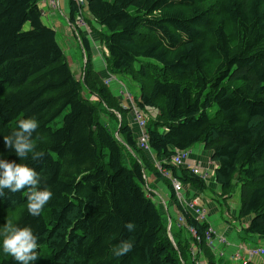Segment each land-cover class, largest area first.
Returning a JSON list of instances; mask_svg holds the SVG:
<instances>
[{
  "label": "trees",
  "instance_id": "16d2710c",
  "mask_svg": "<svg viewBox=\"0 0 264 264\" xmlns=\"http://www.w3.org/2000/svg\"><path fill=\"white\" fill-rule=\"evenodd\" d=\"M38 3L0 0V130L7 135L25 116L39 120L43 155L26 162L53 195L33 217L26 192L6 191L0 233L31 227L39 237L35 264H216L209 223L180 204L167 181H179L187 199L209 187L187 165L171 163L199 143L216 165L220 198L239 186L235 218L246 220V234L264 238V0H68L73 29L84 11L90 17L84 23L104 45L107 72L142 80L132 108L92 68L85 35V68L75 76ZM133 107L156 114L145 116L148 150L127 119ZM0 155L18 160L2 137ZM148 170L168 175L184 220L172 219L175 229L149 191ZM127 222L135 224L131 233ZM121 240L133 247L114 257ZM0 264L15 262L0 251Z\"/></svg>",
  "mask_w": 264,
  "mask_h": 264
},
{
  "label": "rangeland",
  "instance_id": "374dc122",
  "mask_svg": "<svg viewBox=\"0 0 264 264\" xmlns=\"http://www.w3.org/2000/svg\"><path fill=\"white\" fill-rule=\"evenodd\" d=\"M51 7L52 8L48 9V10L45 9V11L47 10L45 13L47 18L42 15L41 20L45 25L50 26L51 28H53L55 30L56 40H57L59 46L61 47V49L63 50V53L65 55L67 62L72 66V69H74L75 76L78 78H81L83 71H84V68H85L84 64H85V60H86V58H85L86 55H85V52H83L82 45L79 41V38L81 36L85 35V37L89 41L90 48H91L90 64H91L93 69L95 67V68H97V70H99L100 74L102 75L101 76L102 83L107 85L109 87V89L111 90V92H113V94L122 95V96H118V98L123 99V100H121V102H128L132 99V96H136L138 93V86L143 85L142 80L140 78L135 77V76L132 77L131 75H119V74L111 75L107 72L108 68H107V60H106V51H104L103 44L101 43L99 37H97L94 33H92L90 27L84 23V21H85L84 18L90 19V17L87 16L86 11L83 12V14L81 15L82 17L80 16L79 20L75 21V23H74V25L76 27V30H75L72 28V26L68 22V18H69L68 0H59V4L57 3V6L51 4ZM88 23L90 24V26L92 28H100L101 30L105 31V29L101 28L99 25L92 23L91 20H88ZM25 27H28V24H26ZM77 63L79 64L78 68H76ZM75 68H76V70H75ZM101 70H104V73H102ZM108 78H110V80H107ZM120 89H122V90L125 89L126 90V91L124 90L125 93H127L129 96H124V94L121 93ZM127 104H129V106L132 108V101H131V103L128 102ZM143 115H145L146 117L148 116V118H150V117H154L156 114L149 112V114L147 115L146 113L143 112ZM133 118H135V115H134V112L132 110V112L129 113V117L127 115V119H128V121H130V123H132ZM124 119L126 120V115H125ZM133 123H134V121H133ZM138 137H139V134L137 135L136 140H137V145L140 148ZM198 146H202V145L199 143L195 144L191 148V150L193 151V149L195 147H198ZM193 152H194V154L196 153L195 151H193ZM189 161H190V157L188 156V158L186 159V163H189ZM150 174L151 173L148 170L146 173L147 179H148V177H150ZM165 176L167 177L168 175H165ZM166 177H165V179H166ZM165 179L162 178V181H163V183L165 181V186H167ZM168 180L170 182H172L170 179L167 178V181ZM211 180L213 181L212 175H211L210 179H207L208 184L210 186L212 184ZM151 189L154 190V188H152V187H151ZM168 191L170 194L169 188H168ZM218 194L219 193L217 191L212 192L211 189L208 187L205 191H203L201 196L205 199H207V198L213 199L212 202L217 209V212L209 213L207 216V219L213 221L214 227L219 226L221 228H224V226L226 224L225 221L227 220L226 207H228L229 213L231 215L232 214L235 215L237 209L239 208L240 189H239V186L235 187L233 190L232 196L229 198H224V197L220 198V196ZM155 197L157 199V203L159 205V208L162 210V212L167 213L169 215L167 217V222H168L167 223V229L170 230L171 228H174V223L171 220L174 219L178 215H177V208L174 206V204L170 200V196L168 198V201H166L165 199H161L160 194L155 192ZM179 203L182 204L180 201H179ZM187 203H190L189 206L195 205V202L192 200V198L191 199L185 198V200L183 199V204L185 206L187 205ZM224 213H225V215H224ZM174 214H176V215H174ZM191 214L194 216V213H191ZM244 221L245 220H243L241 223H243ZM243 227L244 226H242V228ZM188 231L190 233H192L190 227L188 228ZM215 231L217 233H220V231L217 228H215ZM247 236H249V235L246 234L244 232V229H243L240 237L245 238L246 243H247V241H249L248 240L249 238ZM262 241L264 243V238H262ZM216 243L214 241L212 247L214 248L215 252L219 254V252L217 250V244ZM257 244L263 245L262 242H258ZM223 245H224V243H222V247H223ZM224 246H226V245H224ZM222 247L220 248V250H223ZM222 258H223L222 263H219L218 258H215L216 264H233V262H230L231 260L229 258L228 259L230 261H226L227 256L222 257ZM239 262L240 261H236L234 263H239Z\"/></svg>",
  "mask_w": 264,
  "mask_h": 264
},
{
  "label": "clouds",
  "instance_id": "9594fccd",
  "mask_svg": "<svg viewBox=\"0 0 264 264\" xmlns=\"http://www.w3.org/2000/svg\"><path fill=\"white\" fill-rule=\"evenodd\" d=\"M39 120L35 116H25L17 122L16 128L7 135L0 130L4 146L15 153L18 160H9L0 155V198L8 193H25V208L29 215L39 216L42 209L52 198L50 188L43 184L42 175L26 161L36 160L42 155L37 151L38 144L45 137L36 134ZM124 227L131 233L135 224L127 222ZM133 243L121 240L111 248L114 257H121L131 251ZM39 237L29 226H12L0 233V251L9 255L15 264H35L39 255Z\"/></svg>",
  "mask_w": 264,
  "mask_h": 264
},
{
  "label": "crops",
  "instance_id": "0c3cea01",
  "mask_svg": "<svg viewBox=\"0 0 264 264\" xmlns=\"http://www.w3.org/2000/svg\"><path fill=\"white\" fill-rule=\"evenodd\" d=\"M55 1H56V3L59 4V0H55ZM38 4H39V7L41 8V14L47 18L45 13L48 9L52 8L50 1L49 0H39ZM45 9H47V10L45 11ZM92 23H95V22L92 21ZM103 47H104V45H103ZM103 49H104V51H106L105 48H103ZM106 55H107V53H106ZM78 65L79 64L77 63L76 68H78ZM70 68L74 73L75 71H74V69H72L71 65H70ZM76 68H75V70H76ZM94 69L100 74V72H99V70H97V68L94 67ZM101 72L104 73V70H101ZM100 76H102V75L100 74ZM123 90H125V89H123ZM118 95H116V96H118ZM91 99L94 100L95 98L93 96H91ZM133 124L136 125L135 123H133ZM136 129H137V135H138L139 129H138V127ZM189 151H190V153H189V157H190L189 164L199 165L202 169L208 167V170L211 171V175H213L214 168L216 167V165L214 163H212L210 160V156H211L210 152L203 150L202 146H198V147H195L193 149V151L196 152L195 154L191 149ZM211 182H212L211 186L209 185V188L211 189V191L212 192L218 191V187H217L216 183H214L212 180H211ZM146 183L149 187V191L151 192L152 196L155 198L154 200H157L155 197V192H157L158 194H160L161 199H165L166 201H168L170 194H169L168 188L165 186V183H163L162 180L155 177L151 173L150 177H148V179L146 180ZM151 187L154 188V190L151 189ZM203 205L207 208V212H208L207 214L212 213V212H217L216 207L211 202V198H207L205 200V204H203ZM174 215H176V214H174ZM177 215H178V213H177ZM224 215H225V213H224ZM226 217H227V220L225 221L226 224H225L224 228H221L219 226L214 227L213 221L206 219V221L209 223L210 227L214 231V234H215L214 241H215V243L217 242L216 243L217 244V250H218V252H221L222 254L218 255V253L215 252L213 247H210V249L212 248L211 252L214 255V260H215V258H218V260H220L219 263L223 262L222 257L227 256L226 261L231 260L230 262H233V264H238V263H234V262L239 260L240 261L239 263H241L242 261H241V259H238V260L235 259V254L237 252H239L242 257H244L248 260V256L246 255V253L242 252L241 249H239V246H243L247 249H254V248H260V247L263 248L264 243L262 241V237L250 236V235L247 236L249 238L248 239L249 241H247V243H246L245 242L246 239L240 237V235H241V233L245 227L246 220L243 223H241L243 220L242 221L236 220L235 215L234 214L231 215L229 213L228 207H226ZM242 226H244V227L242 228ZM215 228H217L220 231V233H217L215 231ZM218 238H222L223 241L222 242H219V240L217 241ZM214 241H213V243H214ZM258 242H262L263 245H258L257 244ZM222 243H224V245H226V246L223 245V247H222ZM221 247L223 248V250H220ZM248 261H251L253 264H263L264 263V255H257V256H255V258L252 257Z\"/></svg>",
  "mask_w": 264,
  "mask_h": 264
},
{
  "label": "built area",
  "instance_id": "2783aa9c",
  "mask_svg": "<svg viewBox=\"0 0 264 264\" xmlns=\"http://www.w3.org/2000/svg\"><path fill=\"white\" fill-rule=\"evenodd\" d=\"M49 1L52 5L57 6V3L55 0H49ZM76 2L79 4H82L83 0H76ZM79 19H80V17L77 20H79ZM107 80H110V78H108ZM121 93H123L124 96H129L122 89H121ZM131 101H132V99L128 102L131 103ZM133 112L135 115V118H133V121L139 129V137H138L139 138V146L141 149L148 150L147 135L144 131L145 122H146L145 121V115H143V112L136 110L134 107H133ZM189 153H190V151H187V150L186 151H177L172 156L171 163L173 165H187L192 170L193 173H195V174L199 175L200 177H202L203 179L207 180L208 176L211 175V171L204 170L199 165H192V164L186 163V159L188 158ZM171 181H172V186H173V189L176 193L178 200L183 204V199L185 200V197L183 195L182 185L179 183V181H177L174 178H172ZM192 200L195 202V205L189 206L190 203H187L186 207L189 208V210H191L192 213H194V216L196 219L201 220V221L206 220L207 216H208V214H207L208 212H207V208L202 204V196L199 195V196L195 197L194 199L192 198ZM177 220L179 223L184 222L183 218L179 215L177 216ZM190 229H191L192 234L195 235L193 228L190 227ZM214 236H215L214 231L209 226L207 231H206V242L208 243V245L210 247L213 246L212 244H213V241L215 239ZM218 240H219V242L223 241L222 238H218L217 241ZM239 249H241L242 252L246 253V255L248 256V260H250L252 257H255L257 255H264V247L263 248L260 247V248H254V249H247L243 246H239ZM221 254L222 253L219 252L218 255H221ZM235 259H237V260L241 259L242 263H245L248 261L246 258L242 257L239 252H237L235 254ZM196 264H203V263L201 261H197Z\"/></svg>",
  "mask_w": 264,
  "mask_h": 264
},
{
  "label": "bare ground",
  "instance_id": "6f19581e",
  "mask_svg": "<svg viewBox=\"0 0 264 264\" xmlns=\"http://www.w3.org/2000/svg\"><path fill=\"white\" fill-rule=\"evenodd\" d=\"M175 179V178H174Z\"/></svg>",
  "mask_w": 264,
  "mask_h": 264
}]
</instances>
